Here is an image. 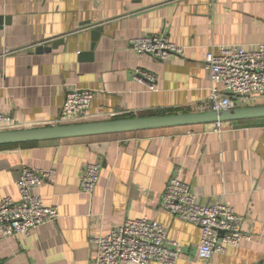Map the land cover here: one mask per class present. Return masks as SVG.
<instances>
[{
  "label": "crops",
  "instance_id": "1",
  "mask_svg": "<svg viewBox=\"0 0 264 264\" xmlns=\"http://www.w3.org/2000/svg\"><path fill=\"white\" fill-rule=\"evenodd\" d=\"M0 18V114L13 124L0 122V130L52 125L72 88L94 91L85 121L198 111L210 86L205 53L264 43V0H0ZM149 34L166 35L185 55L139 54L130 39ZM40 45L51 49L36 51ZM136 68L156 75V90L134 78ZM255 104H264V96L235 101V107ZM213 128L0 145V199L18 197L23 165L52 169L33 192L58 210L56 220L29 234L0 235V264H94L95 239L141 217L158 221L179 244L175 264L258 263L264 258V117ZM93 162L100 164L99 178L85 193L80 177ZM173 175L199 203L231 206L249 239L198 259L200 228L161 204Z\"/></svg>",
  "mask_w": 264,
  "mask_h": 264
},
{
  "label": "built area",
  "instance_id": "2",
  "mask_svg": "<svg viewBox=\"0 0 264 264\" xmlns=\"http://www.w3.org/2000/svg\"><path fill=\"white\" fill-rule=\"evenodd\" d=\"M139 54L167 59L171 54L185 55V47L169 40L164 34H149L130 39ZM202 64L209 75L208 96L198 105V111L226 110L235 107L236 100L264 96V43L253 50L239 46L217 47L205 53ZM134 78L148 90H156L155 74L136 68ZM94 91L72 88L65 94L60 114L52 125L82 122L90 115ZM0 122L13 125L8 116L0 114ZM220 132L223 122H215ZM52 169L23 165L17 179L18 197L0 199V235L29 234L32 229L58 217L56 206L45 205L33 190L52 174ZM100 173V164L87 163L80 177V189L91 193ZM162 207L182 220L200 228L197 258L208 260L227 245H238L249 236L242 233V216L222 202L201 204L190 185L178 175L167 181L161 195ZM97 251L94 264H175L181 255L177 242L168 239L166 230L156 220L146 217L126 219L104 236L95 239ZM256 264H264V258Z\"/></svg>",
  "mask_w": 264,
  "mask_h": 264
},
{
  "label": "water",
  "instance_id": "3",
  "mask_svg": "<svg viewBox=\"0 0 264 264\" xmlns=\"http://www.w3.org/2000/svg\"><path fill=\"white\" fill-rule=\"evenodd\" d=\"M0 21H2L1 18ZM99 31V26L92 31V41L96 40ZM53 45L54 44H52V46ZM93 45L92 43L91 46ZM50 49L51 47L40 45L36 48V51H49ZM261 117H264V104L234 107L219 111L206 110L147 116L115 117L103 120L82 121L33 128L0 130V145Z\"/></svg>",
  "mask_w": 264,
  "mask_h": 264
},
{
  "label": "rangeland",
  "instance_id": "4",
  "mask_svg": "<svg viewBox=\"0 0 264 264\" xmlns=\"http://www.w3.org/2000/svg\"><path fill=\"white\" fill-rule=\"evenodd\" d=\"M81 121H85V120H81Z\"/></svg>",
  "mask_w": 264,
  "mask_h": 264
}]
</instances>
